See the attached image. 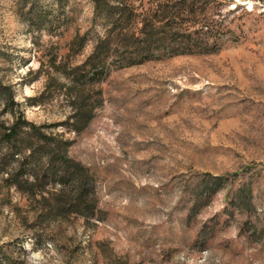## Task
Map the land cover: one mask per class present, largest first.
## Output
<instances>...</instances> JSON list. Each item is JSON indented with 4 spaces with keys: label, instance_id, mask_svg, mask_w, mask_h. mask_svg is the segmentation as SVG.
Wrapping results in <instances>:
<instances>
[{
    "label": "rangeland",
    "instance_id": "obj_1",
    "mask_svg": "<svg viewBox=\"0 0 264 264\" xmlns=\"http://www.w3.org/2000/svg\"><path fill=\"white\" fill-rule=\"evenodd\" d=\"M213 3L197 14L218 20V54L112 72L76 133L61 125L72 106L51 65L90 28L92 4L0 0V82L16 103L0 98V132L19 114L57 125L44 131L73 142L97 197L95 216L44 224V203L0 174V264H264V0ZM199 185L220 188L195 205Z\"/></svg>",
    "mask_w": 264,
    "mask_h": 264
},
{
    "label": "trees",
    "instance_id": "obj_2",
    "mask_svg": "<svg viewBox=\"0 0 264 264\" xmlns=\"http://www.w3.org/2000/svg\"><path fill=\"white\" fill-rule=\"evenodd\" d=\"M89 1L93 7L90 28L85 32L77 29L62 60L51 65L60 80L52 79L69 93L72 106L61 125L76 133L87 127L103 106L100 86L112 72L183 55L218 54L222 48L218 20L207 13L202 18L197 14V10L208 11L209 5L218 0H203V9L199 0ZM66 2L55 0L62 11ZM184 13L195 16L187 20ZM88 47L90 51L83 61L69 62L71 57L84 55ZM0 92H5L0 95L5 108L16 104L12 89L1 82ZM22 115L16 116L11 125L2 124L0 132V174L5 187L44 203L39 215L44 224H49L53 216H95L94 177L89 168L70 156L73 142L61 134L44 131L57 125L38 126ZM206 186L199 191V185L194 191L195 205L220 188Z\"/></svg>",
    "mask_w": 264,
    "mask_h": 264
}]
</instances>
